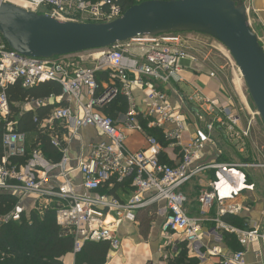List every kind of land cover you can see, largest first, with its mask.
Returning a JSON list of instances; mask_svg holds the SVG:
<instances>
[{
	"label": "built area",
	"instance_id": "built-area-1",
	"mask_svg": "<svg viewBox=\"0 0 264 264\" xmlns=\"http://www.w3.org/2000/svg\"><path fill=\"white\" fill-rule=\"evenodd\" d=\"M15 1L18 2H13L15 5L27 11L60 21L106 22L123 13L111 0ZM244 5L251 25L250 9L245 1ZM182 33L187 32L138 35L95 52L87 51L89 61L79 67L66 61L74 54L48 59L21 55L10 49L0 35V143L3 149L0 193L17 199L13 208L0 216V222L18 221L22 213L41 204H51L56 223L68 228L74 236L72 253L75 255L85 241H108L110 249H116L120 244L117 230L121 222H136L140 211L156 205L162 215L161 232L177 234L187 244L200 242L201 224L207 220L235 234L243 248L255 242L264 244V228L236 227L220 219L243 210L237 199L254 190L246 169L264 167V164L254 163L244 153L248 130L239 127L241 119L230 98L227 104H222L219 98L204 94L196 85L191 84L189 92L180 87L186 83L180 62L195 60ZM217 43L202 59L207 62L213 56L217 61L211 62L213 68L207 75L215 79L225 66L240 75L228 50ZM18 80L23 87L53 81L62 89L60 96L51 94L30 99L21 106L22 111L52 106L38 124L40 132L48 136L58 152L57 160L39 147H32L28 135L15 128L5 90ZM119 95L126 98L127 110L118 119L127 128L144 132L140 116L147 127L158 129L164 142L180 153L175 163L160 160L164 146L152 135H147V149H128L117 119L102 112ZM63 96L71 100V105H56L57 97ZM33 120L38 121L37 117ZM198 120L201 124L196 128ZM189 123L194 130L184 139ZM84 126L95 127L105 140L90 143L84 157H72L67 142ZM213 130L223 132L225 141L238 150L240 158L210 159L209 153H221L211 133ZM16 157L22 158V162H13L12 158ZM73 159L75 167L70 164ZM192 180L197 181L195 216L185 209L187 197L183 191ZM118 189L124 190L127 197L121 198ZM221 264H248L246 249L224 257Z\"/></svg>",
	"mask_w": 264,
	"mask_h": 264
},
{
	"label": "water",
	"instance_id": "water-1",
	"mask_svg": "<svg viewBox=\"0 0 264 264\" xmlns=\"http://www.w3.org/2000/svg\"><path fill=\"white\" fill-rule=\"evenodd\" d=\"M194 32L221 43L264 126V48L243 0H143L106 22L60 21L0 0V35L15 52L52 58L107 48L138 35Z\"/></svg>",
	"mask_w": 264,
	"mask_h": 264
},
{
	"label": "crops",
	"instance_id": "crops-1",
	"mask_svg": "<svg viewBox=\"0 0 264 264\" xmlns=\"http://www.w3.org/2000/svg\"><path fill=\"white\" fill-rule=\"evenodd\" d=\"M244 1L250 9L249 19L252 28L254 26V28L257 29L264 37V0ZM258 39H260V43L264 48V40H262L259 36ZM206 54L207 53H205V55ZM77 55L80 56L81 53H77ZM199 56L202 57L201 55ZM72 57L78 58V56ZM208 58L209 60L207 59L208 61L205 63L210 70L211 68H213V64H211V62L214 57L210 56ZM197 61L199 62V60ZM197 61L187 60V62L191 64V67H189L188 69L184 68L183 73L186 78V83H182L180 85V87L185 92L190 91L191 84L196 85L200 89H202L203 92L208 96L219 98L222 104H227L229 102L228 100L230 98V95H228L229 93L226 83L232 82L234 83L236 90L239 93L238 96L241 97L239 98L244 102V95L242 94L239 84L241 78L236 71H232L228 66L223 67V69L220 71L221 81L219 82V80L217 79L215 80L208 77V75L206 74L207 71H199L198 68L195 69V67H197L196 65L198 64ZM223 88L225 89L226 93L225 91H222ZM57 98L58 102H56V105H71V100L68 101L66 96ZM136 99L139 101V98ZM231 101L234 104V101ZM126 110L118 112V114L115 116L118 121V127L124 132L126 146L131 151H141L147 149L149 145L147 135H150L147 131V128L149 127H147L145 122L144 123L146 128L143 129L144 132L125 127V125L121 120L118 119V117L120 114L125 113ZM193 130L194 127L189 123V125L187 126V131L183 135L184 139H187L189 136H191ZM215 139L217 150H220L221 153H218V155H216L217 153H209L210 159L217 157L220 160H237L238 158H240V155H238V153H229L225 149H222L221 143L222 145H228L224 137H216ZM99 140H105V136L98 129L91 126L81 127L78 132L73 135L67 142L69 154L72 157L82 158L88 153V147L90 143ZM162 141L160 142L163 144L164 149L163 152L159 154L160 160L167 164L175 163L179 159L180 153H178L177 149L169 147L165 142ZM70 164L75 167V160L73 159ZM246 170L249 174V183H253V179L255 178V176H253L254 174L264 173V167H254ZM74 173L76 174V179L80 181V175L77 174L76 171ZM183 191L185 192L187 197L185 209L189 214L195 216L198 211V204L196 201L197 181H189L183 187ZM187 193H193L194 196H189ZM117 194H119L121 198L127 197V193L122 189H118ZM237 202L240 204V197L237 199ZM242 207L243 210L236 215L244 218V225H246L247 227H258L261 229L264 228V202H256L252 200L248 205H244ZM149 208L155 209V216L153 217L154 220L153 218L151 219V221L149 220V229L145 232V234L143 232H139L140 220L138 217L142 211H145L147 209L142 210L138 213L136 222H121L117 230L120 244L116 249L109 250L106 264H167L169 259H172L179 253L181 246L185 247L187 251L186 256L188 258L194 259V261L189 264H221L224 257L230 256L233 252L236 251L234 249L235 246L233 245V243H228L226 241L224 236V233L226 232L221 228H218L215 222H212L210 220L202 222L200 242H196L195 244L191 245L187 244V242L180 236L162 233L159 228L162 220V215L158 210V207L154 205ZM222 217L220 219L224 221ZM108 219L111 220L110 217H108ZM234 237L235 239H237V244H239L237 236L235 235ZM160 241L164 242L160 244ZM166 244L171 246V255L169 257L164 255L166 249L163 250V246H165ZM244 248L246 249V260L248 264H264V244L255 242ZM244 248L241 246V249ZM74 260L75 255L72 252L67 253L62 257V261L64 264H74Z\"/></svg>",
	"mask_w": 264,
	"mask_h": 264
},
{
	"label": "trees",
	"instance_id": "trees-1",
	"mask_svg": "<svg viewBox=\"0 0 264 264\" xmlns=\"http://www.w3.org/2000/svg\"><path fill=\"white\" fill-rule=\"evenodd\" d=\"M111 2L118 5L123 11L138 3L135 0H111ZM103 75L100 76L103 78ZM5 91L13 115L11 119L15 122L16 130L26 133L28 137L34 135V139L30 143L31 146L39 147L43 153L57 160L59 158L58 152L51 145L48 136L40 132L38 124L52 106L46 105L27 111H22L21 106L30 99L48 97L51 94L61 95L60 85L53 81H44L30 87H23L21 81L18 80L14 84L8 85ZM126 107V98L119 95L104 107L102 112L111 118H115L118 112L125 111ZM34 117H37V122L33 120ZM138 119L144 126L145 121L140 116ZM147 129L150 135H154L159 141L163 140L158 129ZM2 156L3 149L0 143V160ZM22 160L20 157L12 158V161L16 163H20ZM247 179L249 182V176ZM16 201L15 196L0 193V216L7 214ZM222 218L230 225L244 226V218L236 214H225ZM141 226H143L141 233L145 234L149 229V218L144 217L140 221V228ZM224 236L228 243H233L236 251L241 249L234 237L235 234L226 232ZM73 245V234L68 228L56 223L55 209L51 204L46 206L41 204L37 209L32 208L28 213H22L18 221L0 222V264H64L62 257L72 252ZM109 250L108 241H85L81 250L75 254L74 264H106ZM186 253L185 247L181 246L179 253L169 259L167 264H189L194 261V259L188 258Z\"/></svg>",
	"mask_w": 264,
	"mask_h": 264
},
{
	"label": "rangeland",
	"instance_id": "rangeland-1",
	"mask_svg": "<svg viewBox=\"0 0 264 264\" xmlns=\"http://www.w3.org/2000/svg\"><path fill=\"white\" fill-rule=\"evenodd\" d=\"M11 1H6V2H11V3L17 2L15 0H11ZM135 1L141 2L142 0H135ZM13 4H15V3H13ZM251 28H252V26H251ZM252 30L256 33L257 37L259 36L262 40H264V37L261 35V33L257 29L254 28V26H253ZM182 34H183L184 39L186 40V46L188 47L190 52L195 55V60L196 61L199 60V62L197 61L198 64L196 62L197 67H195V69L198 68L199 71H207L206 74H208L209 69L206 66V63L203 62L202 59L204 58L205 53H208L211 46H218L217 41L215 39L209 37V36L202 35L199 33L187 32V33H182ZM259 42H260V39H259ZM90 52H95V50H92ZM213 53L215 54L216 52L214 51ZM86 54L87 53L83 52V53H81L82 56L80 55L81 58L70 57V58L66 59V61H71L72 63H74L78 67L82 66L84 64H87L86 62L89 61V60H87ZM199 55H201L202 57H200ZM74 56H75V54H74ZM208 60H209V58H208ZM212 61L217 62L216 58L213 59ZM180 64L186 69L191 67V64L189 62H187V60H182L180 62ZM220 75H221V73L218 74V77L215 78V80L217 79L220 82L221 81ZM240 78H241V76H240ZM239 84H240L242 94L244 95V102L241 101L242 100V99H240L241 97L238 96L239 93L236 90L234 83H232V82L226 83V86H227V90L229 93L228 95H230V99L234 101V108L236 110V114L241 119L239 122V127L242 129L248 130V138L246 139V148H245L244 153L246 155H248L250 157L249 159L252 160L254 163L264 164V126H263V123H262V121H261V119H260V117L256 111L254 104L252 103V101L248 95L247 89L245 87V84H244L242 78H241V81ZM223 89H222V91L224 92L225 89L224 90ZM225 93H226V91H225ZM240 95H241V93H240ZM197 122H198V124L196 126H194L196 128L200 127V124H201V122L199 120ZM201 126L204 128L203 125H201ZM145 127H143V128H145ZM211 133L213 134V136L215 138L216 137L223 138V136H222L223 132L213 130V131H211ZM33 136L34 135H31L28 137L29 143H31V141L34 139ZM221 146H222V149H225L229 153H239L238 150L232 144L222 145V143H221ZM253 176H255V178L253 179L254 181L252 183V185L254 184V190H253V192H250V191L245 192L240 196V204H242V206L248 205L252 200L256 201V202L257 201L264 202V173L263 174H254ZM188 195L194 196L193 193L188 194ZM27 200H31V199H27ZM39 202L41 203V201H39ZM36 205H38V204H36ZM154 212H155V209H150V208L145 210V211H142L139 214V220L141 221L142 219H144V217H146V218H149V220L151 221V219L155 216ZM153 220H154V218H153ZM142 228H143V226H141V228L139 226V232H141ZM174 235H177V234H174ZM177 236H179V235H177ZM163 242L160 241V244ZM164 249H166L164 255L169 257L171 255L170 254L171 253L170 252L171 246L166 244L165 246H163V250Z\"/></svg>",
	"mask_w": 264,
	"mask_h": 264
}]
</instances>
